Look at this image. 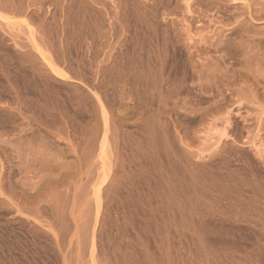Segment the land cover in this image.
<instances>
[{
    "label": "rangeland",
    "instance_id": "obj_1",
    "mask_svg": "<svg viewBox=\"0 0 264 264\" xmlns=\"http://www.w3.org/2000/svg\"><path fill=\"white\" fill-rule=\"evenodd\" d=\"M0 264H264V0H0Z\"/></svg>",
    "mask_w": 264,
    "mask_h": 264
},
{
    "label": "bare ground",
    "instance_id": "obj_2",
    "mask_svg": "<svg viewBox=\"0 0 264 264\" xmlns=\"http://www.w3.org/2000/svg\"><path fill=\"white\" fill-rule=\"evenodd\" d=\"M248 63V62H247Z\"/></svg>",
    "mask_w": 264,
    "mask_h": 264
}]
</instances>
